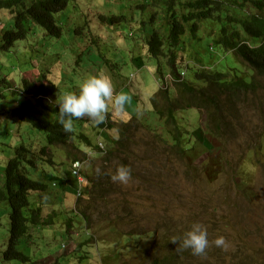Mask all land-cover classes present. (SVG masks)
I'll list each match as a JSON object with an SVG mask.
<instances>
[{
    "label": "rangeland",
    "instance_id": "374dc122",
    "mask_svg": "<svg viewBox=\"0 0 264 264\" xmlns=\"http://www.w3.org/2000/svg\"><path fill=\"white\" fill-rule=\"evenodd\" d=\"M143 3V0H72L58 16L63 27L59 38H46L37 28L10 49L4 48L0 39V93L4 94L0 98L2 168L13 156L16 146L44 139L41 130L4 112L26 105L30 106L33 116L48 118L53 114L44 108L43 102H30L28 97L13 92L14 87L23 85V78L36 84H56L58 91L51 97L57 103L64 92L78 91L79 83L88 74L103 70L110 76L115 90L126 84L132 72L134 78L122 92L136 99V105L132 106L133 100L129 98L123 111L113 109L106 116L109 126H114L108 127L114 138L121 139L122 129L126 127L122 142L112 143L111 134L107 139L102 138L103 151L91 156L84 169L88 179H92L99 173L110 176L120 164L130 166L131 179L126 185L114 183L108 177L106 187L110 197L106 199H117L115 208L110 210L105 206L102 194L94 201L92 198L88 202L79 200L74 210L75 187L56 179L57 185L50 192L59 194L60 201L38 204L41 213L50 212L49 216L37 215L45 222L35 221L32 234L23 237L17 245L31 260H4L0 253V264H105L107 256L114 259L112 264H147L143 252L153 246L163 227H172L181 233L196 222L207 228L210 243L206 255L212 264H264V141L260 145L259 163L251 149L252 140L231 139L222 143L207 131L202 112L185 107L175 112L178 125L184 131L180 149L176 148L164 118L155 113L150 102L160 81L157 66L145 55L144 45L151 32L147 23L149 11L154 12L157 7L151 2L141 9L139 6ZM98 14H104L103 19ZM121 15L125 18L119 19ZM12 27L13 15L0 9V35ZM208 40L202 39L204 47L183 44L180 54L185 56V64L193 65L192 49H197L202 52L206 66L236 67L250 79L253 70L240 56L219 49L209 51ZM160 64L163 72H169L165 59ZM128 104L132 107L128 108ZM250 106L245 105L242 111ZM238 109H241L239 105ZM239 118L244 124L234 119V133L241 127L246 134L255 133L264 125L250 112ZM96 130L90 126L83 129L92 143L97 141ZM244 133L239 131V135ZM79 145L82 147V143ZM106 155L109 159L103 160ZM29 177L40 178L38 173H31ZM3 212L0 214L4 221L0 224V252L6 248L9 234L8 218ZM103 220L115 222L125 234L147 231L142 235H120L108 245H90L91 230L86 224L95 225ZM220 235L229 244L227 251L212 243ZM95 237L99 238L100 234ZM204 262L210 264L206 258Z\"/></svg>",
    "mask_w": 264,
    "mask_h": 264
},
{
    "label": "trees",
    "instance_id": "16d2710c",
    "mask_svg": "<svg viewBox=\"0 0 264 264\" xmlns=\"http://www.w3.org/2000/svg\"><path fill=\"white\" fill-rule=\"evenodd\" d=\"M71 1L0 0V9H5L13 15V27L5 29L0 35L2 46L10 49L17 41L25 39L37 28L46 35V38H59L63 33V27L58 16ZM143 2L139 6L141 9H145V6L151 2L157 7L154 12L149 11L150 17L147 23L151 26V32L146 39L145 55L155 62L161 77L165 72L162 70L160 60L165 59V64L169 67L168 71L174 77L171 86L159 87L151 95L150 102L155 113L160 118H164L167 131L176 148L180 149L184 131L178 125L175 112L185 107H192L202 112L207 131L222 143L231 139L252 140L251 149L255 152L256 162L261 163L260 145L264 141V125L261 127L258 122V128L259 126L261 128L255 133L251 131L246 134L244 127L234 133L236 125L233 120L242 123L239 117L250 112L258 121L264 122V0H143ZM103 15L97 16L103 19ZM124 18V15L119 17V19ZM115 21L117 20H112ZM142 22L146 24L145 20ZM206 38L210 41L209 51L212 47L240 56L253 70L250 79L246 77L247 73L236 67L227 69L205 67L201 58L202 52L197 49H192L193 65L185 64V56L180 54L183 44L187 42L193 47L203 46L201 41ZM183 68H186V74L181 79L180 71ZM22 81V87L14 90L16 93L48 95L58 91L55 84H36L26 78ZM5 82L10 84L7 80ZM10 86L8 85L9 88ZM3 96L4 94L0 93V97ZM247 104L251 105L250 108L242 111ZM238 105L241 109H238ZM55 110L58 111L57 108ZM11 111L21 120L49 131L51 143L59 144L71 138L72 134L65 132L58 120L52 122L47 119H33L27 108H14ZM135 119L137 118L131 120ZM123 124L127 125V123ZM122 130H126V127ZM240 130L245 132L244 136L239 135ZM123 131L121 139H118L119 142H122L125 135ZM79 138L89 143L86 135L81 134ZM45 152L46 148H42L41 153ZM108 159L107 155L103 158V160ZM35 167L34 154L27 145L21 143L15 148V155L8 159L1 173L0 214L4 210L3 214L7 216L9 224L7 248L2 252L6 260L21 262L31 260L29 255L17 248V245L23 237L29 235L31 224L37 221V215H40L39 209H35L33 195L37 194L38 197L45 198L49 195L50 188L46 182L32 179L27 175V168ZM108 177L110 178L106 173H99L97 177L90 179L82 200L88 202L89 198H92L94 201L96 196L104 194L103 203L113 210L117 205V199H106L110 197L106 187ZM109 202L114 207L108 205ZM84 219L87 222V218ZM0 224H4L1 216ZM87 225L100 234L99 239H107L105 236L114 237L116 234H119L118 237L142 235L147 231H133L134 233L130 231L125 234L116 227L115 222L109 220ZM189 228L177 233L175 228L163 227L153 246L143 252L147 264H205V258L212 264L207 255L194 256L191 250L180 248L183 233ZM106 231L109 232L103 235ZM173 239L178 242H172ZM93 240L97 239L91 238V241ZM200 257L204 261H201Z\"/></svg>",
    "mask_w": 264,
    "mask_h": 264
},
{
    "label": "clouds",
    "instance_id": "9594fccd",
    "mask_svg": "<svg viewBox=\"0 0 264 264\" xmlns=\"http://www.w3.org/2000/svg\"><path fill=\"white\" fill-rule=\"evenodd\" d=\"M211 51H214L212 47ZM229 53L233 54L230 51ZM185 74L186 68H183L180 71V78L182 79ZM133 78L134 74L130 72L126 80V84L121 88L118 87L114 90V86L110 76H108L103 70H100L95 74H88L87 76H85L78 85V91L64 92L57 100V103L52 100L51 97L54 96L57 91L54 94L48 95H26L22 92L16 93L14 90L20 87H14L13 92L15 94H18L22 97H28L27 100H29L30 102H43L44 108L48 109L53 114L52 117L43 118L33 116L31 114V109H29L30 106L18 105L14 108H27L29 110L30 116L33 119H47L52 122L58 120V123L63 127L64 131L72 134L71 138L65 140L63 143H51L49 141V131L35 127L31 123L27 122L31 127L41 130L44 136V139L37 142H30V144L28 143L27 145L34 154L36 164L35 168H27V175L29 176V174L31 173H38L40 178L35 180L44 181L50 186L49 195L47 197L40 198L37 196V194L33 195V202H35V207L39 209L40 216H43L45 214H48L47 216H49L50 212L45 214L41 213V208L38 207V204L43 203L42 205H44L49 201L54 200V198L49 199V196L51 194H54L53 192H50V189H53L57 185L56 179L69 182L75 187L76 199L74 202V210L77 204H79V200H82V197L84 196L85 191L87 190L90 183V179H88L86 171L84 170L85 166L87 165V161L91 156H94L95 154H98V152L103 151L104 146L101 139H107L110 134L112 135V133L108 132V127L113 128L114 126H109L110 122H108V120L106 119L107 114L112 111L109 109V106L111 105L117 111H123L126 104L129 102V98H131L133 101L136 100L130 93L126 94L122 92V90L127 89V86L129 85L128 81H131ZM158 79L160 81L159 87L165 88L172 84L174 77L170 72H165L163 74V77L159 75ZM21 102L23 103L24 100H22ZM127 106L130 105L128 104ZM51 108H53V110H51ZM55 108H57L58 111L55 110ZM12 109L8 108L4 113L10 112L12 114ZM126 121V119L122 120L123 123H126ZM87 126L97 128V141L95 143H92L87 134L83 132V129ZM76 129L78 132H75ZM81 134L86 135L89 138V143L79 138ZM116 140L118 141V139L114 138L113 136L112 143H114V141ZM80 143H82V147H80ZM15 148L13 156L15 155ZM42 148H46L45 153H41ZM75 155H77V157H74ZM0 167L2 168V165H0ZM3 170L4 168H2L1 173L3 172ZM97 172H99V169H97ZM110 179L114 183L119 182L120 184L126 185L131 179L130 166L125 164L118 165L115 169V172L110 174ZM1 180L2 175L0 174V182ZM37 221L40 223L45 222L43 220H40V218H38ZM50 221H52V219ZM34 225L35 223L31 224L30 227L32 228V226ZM87 227L91 230V238L95 239V234H97L95 229L93 227H89L88 225ZM31 234L32 233L30 229V233L28 236H30ZM112 238L114 237L112 236ZM96 239L99 240V238ZM172 242L178 241L176 239H173ZM209 243L210 242L208 240L207 228L201 223L196 222L190 226L189 230L183 233L180 248L182 250H191V254L194 256H204L206 255V249L209 247ZM212 243L216 247L221 248L223 251H227L229 248V244L227 243L226 238L223 235L217 236L215 240L212 241ZM6 248L4 250H6ZM2 252L0 253L2 254ZM2 257L4 259L3 254Z\"/></svg>",
    "mask_w": 264,
    "mask_h": 264
},
{
    "label": "crops",
    "instance_id": "0c3cea01",
    "mask_svg": "<svg viewBox=\"0 0 264 264\" xmlns=\"http://www.w3.org/2000/svg\"><path fill=\"white\" fill-rule=\"evenodd\" d=\"M118 84L117 85H120L119 84V81L117 82ZM119 87V86H118ZM136 103V100L135 101H133V104H132V106L134 105ZM136 105V104H135ZM132 106H129L128 108H130V107H132ZM109 109L110 110H113L114 108L110 105L109 106ZM54 198V200H55V202H58L59 201V194H51L50 196H49V199H53ZM114 238H118V236L117 237H114ZM114 238H112V237H107V239H99V240H93L92 242H90V245H93V246H95V247H98L99 246V244H107L108 245V242H111V243H114ZM117 241V240H116ZM105 264H112L113 262H114V259H112V260H110V258L107 256L106 258H105Z\"/></svg>",
    "mask_w": 264,
    "mask_h": 264
}]
</instances>
